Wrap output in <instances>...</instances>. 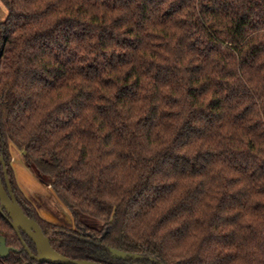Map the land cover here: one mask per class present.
<instances>
[{
    "label": "trees",
    "instance_id": "trees-1",
    "mask_svg": "<svg viewBox=\"0 0 264 264\" xmlns=\"http://www.w3.org/2000/svg\"><path fill=\"white\" fill-rule=\"evenodd\" d=\"M1 1L0 153L54 248L264 264V0ZM11 144L72 226L22 191ZM0 236L18 249L0 264H52L1 211Z\"/></svg>",
    "mask_w": 264,
    "mask_h": 264
},
{
    "label": "water",
    "instance_id": "water-1",
    "mask_svg": "<svg viewBox=\"0 0 264 264\" xmlns=\"http://www.w3.org/2000/svg\"><path fill=\"white\" fill-rule=\"evenodd\" d=\"M1 51V47H0ZM1 166L4 168L5 182L3 180ZM48 185V184H46ZM0 211L6 212L9 216L11 226L15 229L22 240L25 250L30 257L37 262H48L52 264H106L102 262L74 259L57 251L51 243V239L44 233L39 222L26 214L20 205L8 178L6 163L3 155L0 153ZM74 223V221H73ZM72 223V225H73ZM71 225V226H72ZM23 233L33 241L36 246V252H33L28 244L23 240ZM112 253L116 258L127 259L132 254L112 248ZM11 251H18L17 248L7 245L6 237L0 236V256L5 257Z\"/></svg>",
    "mask_w": 264,
    "mask_h": 264
},
{
    "label": "crops",
    "instance_id": "crops-1",
    "mask_svg": "<svg viewBox=\"0 0 264 264\" xmlns=\"http://www.w3.org/2000/svg\"><path fill=\"white\" fill-rule=\"evenodd\" d=\"M13 167L18 183L25 195L36 205L43 218L56 224L71 226L74 219L70 210L60 201L50 185L40 182L24 163L22 152L15 146ZM22 168V169H20ZM19 169L26 173L32 182L22 180ZM24 173V174H25ZM25 176V175H24Z\"/></svg>",
    "mask_w": 264,
    "mask_h": 264
},
{
    "label": "rangeland",
    "instance_id": "rangeland-1",
    "mask_svg": "<svg viewBox=\"0 0 264 264\" xmlns=\"http://www.w3.org/2000/svg\"><path fill=\"white\" fill-rule=\"evenodd\" d=\"M7 14H8V11L6 9V7L4 6V4L2 3V1L0 0V22L3 21L6 17H7ZM16 145L15 144H11L10 145V150H11V154H12V158H14V153H13V150H14V147ZM12 165H13V160H12ZM14 168V167H13ZM22 169V168H20ZM19 169V173H20V176H21V179L22 180H25V179H29L28 175L25 173L22 172V170ZM25 175V176H24ZM35 176V175H34ZM36 177V176H35ZM30 180V179H29ZM36 206V205H35Z\"/></svg>",
    "mask_w": 264,
    "mask_h": 264
},
{
    "label": "bare ground",
    "instance_id": "bare-ground-1",
    "mask_svg": "<svg viewBox=\"0 0 264 264\" xmlns=\"http://www.w3.org/2000/svg\"><path fill=\"white\" fill-rule=\"evenodd\" d=\"M28 182H32L31 180L27 179Z\"/></svg>",
    "mask_w": 264,
    "mask_h": 264
}]
</instances>
